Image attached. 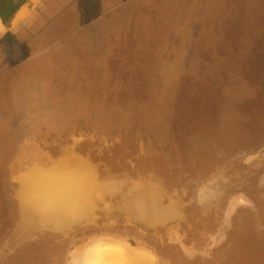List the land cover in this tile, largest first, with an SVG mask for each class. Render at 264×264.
Here are the masks:
<instances>
[{
  "label": "rangeland",
  "instance_id": "obj_1",
  "mask_svg": "<svg viewBox=\"0 0 264 264\" xmlns=\"http://www.w3.org/2000/svg\"><path fill=\"white\" fill-rule=\"evenodd\" d=\"M85 1L59 16L58 0H0V264H87L74 253L98 238L129 246L137 264H264V211L251 202L205 262L117 227L18 239L6 168L26 137L115 143L116 163L177 183L228 166L264 176V155L243 162L264 154V0Z\"/></svg>",
  "mask_w": 264,
  "mask_h": 264
},
{
  "label": "flooded vegetation",
  "instance_id": "obj_2",
  "mask_svg": "<svg viewBox=\"0 0 264 264\" xmlns=\"http://www.w3.org/2000/svg\"><path fill=\"white\" fill-rule=\"evenodd\" d=\"M85 2L58 0L56 14L62 16L68 10L78 13L83 9ZM99 2L103 5L106 1ZM25 141L14 153L6 168V189L13 198L17 218L15 229L18 233L20 221L15 195L19 188L18 176L36 166L49 168V158H57L70 152H75L92 162L95 174L93 182H96V186L91 185L89 190L97 200L92 202L90 218L64 235L58 234L61 237L69 238L76 231L85 235L100 228H108L107 233L116 235L119 231L111 229L117 227L123 232L131 230L136 235H149L154 237L157 243L165 242L171 250L181 252L191 263L198 260L205 262L221 255L223 236L228 231L225 222L228 220L231 225L236 216L233 214L238 213L239 209L243 208L242 205L251 202L255 211H264V208L259 209L255 199H264V176L258 172L259 168L256 169L257 172H252V169L238 170L228 166L230 170L235 169L237 172L234 174L229 169H220L211 172L202 178L203 180L192 176L185 183H177L171 175L162 176L155 169L141 167L136 162L124 166L116 163L109 155L115 153V143L97 145L95 149L92 138L74 135L70 136L64 147L28 137ZM141 148L139 157L150 154V146L146 142ZM261 155L264 154L255 153L252 158L247 156L243 162L251 163L250 161ZM254 176L256 181L252 179ZM120 198H150V215L132 217L126 213H118L116 208L122 204ZM240 200L244 202L241 203ZM233 207L234 211L231 212ZM31 237L33 236L29 234L18 239L28 240ZM13 238L9 236L4 249L14 246ZM157 243L155 245L158 246Z\"/></svg>",
  "mask_w": 264,
  "mask_h": 264
},
{
  "label": "water",
  "instance_id": "obj_3",
  "mask_svg": "<svg viewBox=\"0 0 264 264\" xmlns=\"http://www.w3.org/2000/svg\"><path fill=\"white\" fill-rule=\"evenodd\" d=\"M49 168L34 167L17 178L16 201L19 212V236L42 232H68L90 218L92 202L89 190L96 186L92 162L70 152L49 158ZM118 213L132 217L149 216L150 198H120ZM153 212V209H152Z\"/></svg>",
  "mask_w": 264,
  "mask_h": 264
},
{
  "label": "bare ground",
  "instance_id": "obj_4",
  "mask_svg": "<svg viewBox=\"0 0 264 264\" xmlns=\"http://www.w3.org/2000/svg\"><path fill=\"white\" fill-rule=\"evenodd\" d=\"M23 13L28 15L30 9ZM74 256L82 257L87 264H137V254L129 246L108 239L98 238L82 244Z\"/></svg>",
  "mask_w": 264,
  "mask_h": 264
},
{
  "label": "crops",
  "instance_id": "obj_5",
  "mask_svg": "<svg viewBox=\"0 0 264 264\" xmlns=\"http://www.w3.org/2000/svg\"><path fill=\"white\" fill-rule=\"evenodd\" d=\"M27 11V10H26ZM26 11H22V12H20V14H19V16H18V18L20 19V18H22L23 16H27L25 13H23V12H26ZM29 15V14H28ZM18 19V20H19Z\"/></svg>",
  "mask_w": 264,
  "mask_h": 264
}]
</instances>
